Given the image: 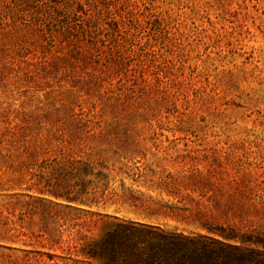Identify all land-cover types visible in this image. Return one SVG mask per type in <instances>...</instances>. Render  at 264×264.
Returning <instances> with one entry per match:
<instances>
[{"label": "rangeland", "instance_id": "1", "mask_svg": "<svg viewBox=\"0 0 264 264\" xmlns=\"http://www.w3.org/2000/svg\"><path fill=\"white\" fill-rule=\"evenodd\" d=\"M115 218L264 252V0H0V264H99Z\"/></svg>", "mask_w": 264, "mask_h": 264}, {"label": "trees", "instance_id": "2", "mask_svg": "<svg viewBox=\"0 0 264 264\" xmlns=\"http://www.w3.org/2000/svg\"><path fill=\"white\" fill-rule=\"evenodd\" d=\"M87 168L85 163H80L71 170L62 169L58 175L54 174L57 176L55 198L85 204ZM93 202L99 204L97 199ZM124 203L144 210L149 218L157 220L176 218L179 211H185V207L168 208L160 203H149L131 191ZM204 224L208 235L187 234L178 229H165L160 224L115 218L102 224L98 239L93 241V260L99 264H264L263 251L230 243L238 238L235 230L213 231L207 220Z\"/></svg>", "mask_w": 264, "mask_h": 264}]
</instances>
